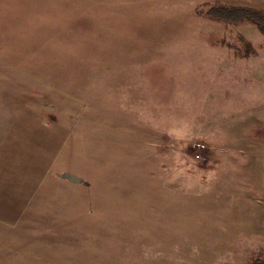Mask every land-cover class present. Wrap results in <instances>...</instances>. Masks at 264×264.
<instances>
[{
	"label": "crops",
	"instance_id": "crops-1",
	"mask_svg": "<svg viewBox=\"0 0 264 264\" xmlns=\"http://www.w3.org/2000/svg\"><path fill=\"white\" fill-rule=\"evenodd\" d=\"M213 8L247 11L252 18L207 20L221 29V35L225 31V37L241 42H225V47L205 51L202 59L194 57L199 53L184 63L175 59L169 102L162 84L165 70L161 65L151 69L149 53L143 50L145 64L135 69L122 63L108 69L106 78L100 73L94 79L107 82L109 95L96 90L89 97L80 91L63 95L47 103L45 120L30 110L1 118L0 264L10 261L5 249L16 257L22 248L32 247L28 237L35 230L34 217L53 216L55 199L66 205L77 202L70 190L81 192L85 199L87 189L64 174L80 178L81 169L90 166L95 186L101 185L103 176L118 175L117 168H147L150 160L159 162L160 147L169 137L185 149L196 141L206 146L202 160L183 154L174 164L175 185L185 183V191L174 194L175 238L182 241L184 233L190 248L208 249L205 264H260L264 83L256 57L264 46V34L254 16L262 14L264 4L225 0L224 6ZM44 221L47 232L53 226Z\"/></svg>",
	"mask_w": 264,
	"mask_h": 264
},
{
	"label": "rangeland",
	"instance_id": "rangeland-1",
	"mask_svg": "<svg viewBox=\"0 0 264 264\" xmlns=\"http://www.w3.org/2000/svg\"><path fill=\"white\" fill-rule=\"evenodd\" d=\"M224 5L225 0H0V122L25 110L45 120L47 103L78 91L85 97L95 90L109 95L107 82L94 79L100 73L106 78L108 69L122 63L135 69L145 64L143 50L151 69L165 70L162 84L169 102L175 59L184 63L193 53L202 59L225 42H241L207 22L219 19L213 7ZM258 53L264 83V46ZM161 58L172 62L161 64ZM172 139L160 147L159 162L117 168L118 175L103 176L98 186L94 168L81 169L85 199L74 190L69 193L75 203L55 199L53 216L34 217L32 247L16 257L2 249L10 261L1 264H205L208 249L190 248L184 233L180 241L173 231L174 194L185 191L184 182L175 185L174 164L183 154L192 155L191 147L200 142L185 149ZM44 219L53 226L47 232Z\"/></svg>",
	"mask_w": 264,
	"mask_h": 264
},
{
	"label": "trees",
	"instance_id": "trees-1",
	"mask_svg": "<svg viewBox=\"0 0 264 264\" xmlns=\"http://www.w3.org/2000/svg\"><path fill=\"white\" fill-rule=\"evenodd\" d=\"M216 13L218 18H223L226 21H232V22L240 21L246 18L248 19L252 18L251 16H249L247 11H243L239 9H231V10L219 9ZM254 21L257 22L258 24H262L264 23V17L262 15L259 16L258 14H256L254 16Z\"/></svg>",
	"mask_w": 264,
	"mask_h": 264
},
{
	"label": "built area",
	"instance_id": "built-area-1",
	"mask_svg": "<svg viewBox=\"0 0 264 264\" xmlns=\"http://www.w3.org/2000/svg\"><path fill=\"white\" fill-rule=\"evenodd\" d=\"M192 155L196 159H203L204 153L206 151V148L203 144L201 143H195L192 147Z\"/></svg>",
	"mask_w": 264,
	"mask_h": 264
},
{
	"label": "water",
	"instance_id": "water-1",
	"mask_svg": "<svg viewBox=\"0 0 264 264\" xmlns=\"http://www.w3.org/2000/svg\"><path fill=\"white\" fill-rule=\"evenodd\" d=\"M63 177L70 182H74V183H81L82 182V180L80 178H78L74 175H71V174H64Z\"/></svg>",
	"mask_w": 264,
	"mask_h": 264
}]
</instances>
